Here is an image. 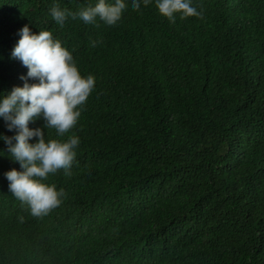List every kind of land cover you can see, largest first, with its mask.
<instances>
[{"label": "trees", "instance_id": "16d2710c", "mask_svg": "<svg viewBox=\"0 0 264 264\" xmlns=\"http://www.w3.org/2000/svg\"><path fill=\"white\" fill-rule=\"evenodd\" d=\"M96 2L0 0V93L25 83V25L94 81L74 129H45L79 141L71 178L42 181L62 194L47 215L11 193L0 140V264H264V0H193L175 23L152 0L111 28L50 11Z\"/></svg>", "mask_w": 264, "mask_h": 264}, {"label": "clouds", "instance_id": "9594fccd", "mask_svg": "<svg viewBox=\"0 0 264 264\" xmlns=\"http://www.w3.org/2000/svg\"><path fill=\"white\" fill-rule=\"evenodd\" d=\"M114 6L107 7L106 0H97L94 6L78 12L61 8L59 4L50 11L52 18L63 26L71 17L87 24L102 23L114 27L126 11L125 5L140 10L152 0H112ZM159 14L175 23L177 17L187 19L202 16L193 0H155ZM20 39L11 52V58L19 60L28 69L23 87H14L9 93H0V119L14 136L0 134L7 145V154L18 162L15 168L4 175L9 181L11 193L26 204L33 216H44L60 206L61 193L55 184L42 181L49 174L62 170L65 179L75 159L79 141L45 139V129L54 128L59 136L74 129L82 114L83 106L91 95L94 81L83 77L72 53L54 39L52 32L44 30L34 33L29 25L19 30ZM36 81L29 83L28 81ZM43 119V127L30 128V123ZM36 142H30L33 139ZM15 141V143H13ZM6 153L0 151V156ZM40 178V179H37Z\"/></svg>", "mask_w": 264, "mask_h": 264}]
</instances>
